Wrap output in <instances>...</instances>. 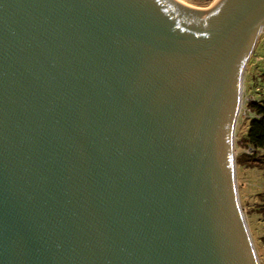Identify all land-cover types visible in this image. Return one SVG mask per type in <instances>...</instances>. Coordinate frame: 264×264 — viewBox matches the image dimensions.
I'll use <instances>...</instances> for the list:
<instances>
[{
  "label": "water",
  "instance_id": "obj_1",
  "mask_svg": "<svg viewBox=\"0 0 264 264\" xmlns=\"http://www.w3.org/2000/svg\"><path fill=\"white\" fill-rule=\"evenodd\" d=\"M264 0H0V264H259L235 186Z\"/></svg>",
  "mask_w": 264,
  "mask_h": 264
},
{
  "label": "rangeland",
  "instance_id": "obj_2",
  "mask_svg": "<svg viewBox=\"0 0 264 264\" xmlns=\"http://www.w3.org/2000/svg\"><path fill=\"white\" fill-rule=\"evenodd\" d=\"M211 4L214 0H179ZM243 103L234 125L235 179L240 207L258 257L264 264V169L254 162L246 145L249 120L256 117L254 102L264 100V32L257 37L243 70ZM264 155V148L260 151Z\"/></svg>",
  "mask_w": 264,
  "mask_h": 264
},
{
  "label": "trees",
  "instance_id": "obj_3",
  "mask_svg": "<svg viewBox=\"0 0 264 264\" xmlns=\"http://www.w3.org/2000/svg\"><path fill=\"white\" fill-rule=\"evenodd\" d=\"M255 109L256 117L249 120L248 133L246 136V145L251 150V160L260 162V166L264 169V155L260 151L264 148V100L262 102L252 103Z\"/></svg>",
  "mask_w": 264,
  "mask_h": 264
},
{
  "label": "bare ground",
  "instance_id": "obj_4",
  "mask_svg": "<svg viewBox=\"0 0 264 264\" xmlns=\"http://www.w3.org/2000/svg\"><path fill=\"white\" fill-rule=\"evenodd\" d=\"M243 73H242V89H241V96H240V102H239V108H238V112L235 116V120H234V125H235V122H236V119L238 117V114L240 112V108L242 106V103H243ZM234 157H235V148H234V127H233V136H232V159H233V168H234V179H235V160H234ZM235 186H236V191H237V182H236V179H235ZM239 200V199H238ZM241 211H242V214H243V210L241 208ZM244 216V214H243Z\"/></svg>",
  "mask_w": 264,
  "mask_h": 264
}]
</instances>
